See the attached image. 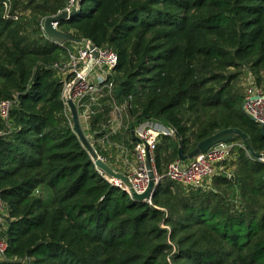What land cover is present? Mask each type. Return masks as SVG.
I'll use <instances>...</instances> for the list:
<instances>
[{
    "label": "trees",
    "instance_id": "1",
    "mask_svg": "<svg viewBox=\"0 0 264 264\" xmlns=\"http://www.w3.org/2000/svg\"><path fill=\"white\" fill-rule=\"evenodd\" d=\"M2 1L0 102L11 106L0 115V264H264V178L250 196L238 186L245 172L264 173V162L240 150L237 173L215 176L214 191L185 192L162 178L150 202L132 200L95 168L53 69L70 44L48 40L40 23L67 0H28L39 18L26 21L14 10L18 0L7 17ZM57 28L117 54L105 96L123 106L128 123L109 136L113 143L127 136L131 149V127L157 121L173 128L185 153L226 128H239L264 153L242 86L247 70L264 84V0H79ZM177 148L176 136L159 137V175ZM233 185L241 207L225 198Z\"/></svg>",
    "mask_w": 264,
    "mask_h": 264
},
{
    "label": "built area",
    "instance_id": "2",
    "mask_svg": "<svg viewBox=\"0 0 264 264\" xmlns=\"http://www.w3.org/2000/svg\"><path fill=\"white\" fill-rule=\"evenodd\" d=\"M10 3V0L2 1L5 17L9 15L11 6L10 8L8 7ZM75 3L76 0H67L64 10H71L75 6ZM13 18L17 19L18 17L17 15H14ZM53 27L57 28V23H53ZM40 29L44 34L43 20L40 23ZM65 45L66 44L60 46ZM67 46L71 48H66V61L55 64L53 69L63 82V91L69 82L74 80L77 76H81L80 80L71 91V99L77 108L78 115L87 119L92 114L97 115L104 108L103 105L98 103L96 95L104 93L105 95L108 94V96H111L114 84L110 78L117 63V54L107 47H96L94 45V50L98 57L95 60L92 69L83 74L85 65L92 59L91 51L87 49L84 43H72L70 45H66V47ZM91 75L95 76L94 80L90 79ZM254 80L255 78L250 71L247 70L244 72V76L242 77V86L245 91L243 111L260 127H264V91L257 87ZM65 105L69 113L70 110L66 102ZM10 106L11 102H0V115L2 118H7ZM118 127L119 129L117 131L113 130L112 134L120 130V125ZM161 135L168 137L171 136L170 138H174L175 131L173 128L166 127L157 121L147 123L143 127L135 128V136L139 139V141L137 142L133 140L131 149H128L123 142H110L108 139L109 135L102 136L108 144L117 147L121 153L120 157L122 159V163L119 162L116 165V168L112 165L110 166L115 171L125 174L129 178L133 189L138 193L143 192L148 183L145 164L146 153L149 154L155 180L167 178L178 184L185 190V192L197 190L206 192L214 191L212 179L217 173L222 172L227 178L232 177L231 171L223 172V166L225 164L235 162L237 160V154L240 150L246 151L247 155L250 156L242 140H234L228 143H218L209 148L206 152L201 153L192 159L180 160L177 158L170 161L166 166L164 175H159L155 169L154 153ZM101 159L106 162L103 157ZM258 161L264 162V159H258ZM97 171L109 182L116 184L121 189L125 188L121 182L113 180L99 169H97ZM150 200L151 198L148 202H150ZM4 216L5 211L0 201V220L2 219L0 225L4 221ZM5 250L6 243L0 236V257L4 254Z\"/></svg>",
    "mask_w": 264,
    "mask_h": 264
},
{
    "label": "water",
    "instance_id": "3",
    "mask_svg": "<svg viewBox=\"0 0 264 264\" xmlns=\"http://www.w3.org/2000/svg\"><path fill=\"white\" fill-rule=\"evenodd\" d=\"M77 4H79V0H76L75 6L69 10V11H62L56 15L47 16L43 20V29L44 34L48 40L53 42L56 45H63V44H82L84 43L85 46L89 51H91L92 59L85 65L84 67V73L89 72L94 63L97 59V53L95 52L94 44L86 39H80L74 37L72 34L67 33L63 30H60L58 28L53 27V23H58L63 20H67L70 17H72L77 12ZM81 76H77L74 80L69 82L67 86L65 87L63 91V98L65 102L67 103L69 110H70V116L71 121L73 124V129L75 134L77 135L79 141L84 146L86 151L88 152L94 166L96 169H99L100 171L104 172L107 176L112 178L113 180H117L123 184L124 191H126L129 194V197L137 202H148L149 199L154 194L157 187L160 185V182L162 181V178L160 180H155L153 168L151 166L150 157L149 154L146 153V169H147V176H148V183L145 190L141 193L136 192L129 180V178L123 174L122 172L115 171L109 164L104 162L100 157H98L95 153V151L89 146L88 141L85 137V135L82 132V128L80 125L79 115L77 108L71 99V91L73 87L78 83ZM252 119V118H251ZM253 120V119H252ZM140 123V121H139ZM261 132H264V127L261 126ZM130 135L132 137V140L139 141V139L135 136V126H132L130 129ZM175 136L177 138V152H178V159L180 160H189L197 155L206 152L209 148L213 147L214 145L218 143H228L231 141H234L236 139H241L243 143L246 146V149L250 155L251 158L258 160V159H264V153H257L254 151L251 141L246 133H244L239 128H226L223 130H220L204 139L199 141L196 146L190 150L188 153H185L184 151V143L182 139L177 135L175 132Z\"/></svg>",
    "mask_w": 264,
    "mask_h": 264
},
{
    "label": "rangeland",
    "instance_id": "4",
    "mask_svg": "<svg viewBox=\"0 0 264 264\" xmlns=\"http://www.w3.org/2000/svg\"><path fill=\"white\" fill-rule=\"evenodd\" d=\"M11 1V0H10ZM55 1H60V0H51V2H55ZM28 2V0H18V3L15 7V12H17V15L19 16V19L21 18V20L26 21V20H35L37 19V17L39 16L38 13H35L33 11V5L29 6L26 3ZM35 4H40L42 3V0H36ZM60 4V2H59ZM11 6V8H10ZM58 6V11H60L61 7L59 8ZM10 10L13 11V5L10 3L9 7ZM57 11V12H58ZM10 12V11H9ZM37 12V11H36ZM39 18V17H38ZM66 48L70 49L71 47L67 46ZM66 61V58L64 59V62ZM258 75V77L260 76L262 78V74L256 73ZM257 75L253 74L254 78H255V83L257 85V87L261 90H263V81L261 80L258 84L257 83ZM97 97V95H96ZM105 100V104L107 102V104H109L108 99L104 97ZM104 102V101H103ZM105 107V112H102L99 117H97L98 115H91L90 117H88L87 119H85L84 117L79 115L80 118V125L82 128V132L85 135L89 146L95 151L96 155L100 158H104L106 160V163L109 165H112L113 167L116 168V165L121 162L122 163V159H121V153L119 152V149L117 147H115L114 145L108 144L107 141L102 137L103 135H112L113 130L117 131L119 129V125H120V129L122 131V133H124V128L126 127V124L128 123V118L127 116H125V111L123 109V106L118 105L117 103H114V105L112 104V102L110 101L109 105H104ZM96 109V107H95ZM70 115V112L68 113ZM124 116V117H123ZM124 119V122H123ZM151 121L148 122H143L138 124V126H136V128L139 127H143L145 124L150 123ZM124 128H123V127ZM171 137V136H170ZM110 140V139H109ZM125 136H123V139H121L120 142H125ZM110 142H112L110 140ZM169 162H165L164 165L162 166V171L164 175L166 166ZM115 165V166H114ZM230 169V168H229ZM237 167L231 169V171H233V173H237ZM229 171V170H228ZM240 175V174H239ZM242 177L244 180L240 181V184L238 186H241L245 191L246 194L248 196H250V190L251 188L262 182L263 178H264V173L261 174H251L249 172H245L244 174H242ZM165 180V179H164ZM233 185L231 188L226 189L227 191L224 193L225 194V198L227 200V202L229 204H233L235 205V207H241V205L245 202V199L241 193V188ZM176 188V187H175ZM240 189V190H239ZM261 202V200H260ZM259 202V203H260ZM246 203V202H245ZM0 222H2V219L0 220ZM1 228H0V233L2 230V227L5 226V222L3 221V223H1Z\"/></svg>",
    "mask_w": 264,
    "mask_h": 264
},
{
    "label": "crops",
    "instance_id": "5",
    "mask_svg": "<svg viewBox=\"0 0 264 264\" xmlns=\"http://www.w3.org/2000/svg\"><path fill=\"white\" fill-rule=\"evenodd\" d=\"M90 79H92V80H94L95 79V76L94 75H91L90 76ZM104 97L106 98V96H105V94L104 93H101V94H98L97 95V100H98V103H100L101 105H109V104H107V102H106V104H105V100H104ZM104 101V102H103ZM125 139L128 141V137L127 136H125ZM237 165H239L238 164V161L236 160L235 162H229L228 164H225L224 166H223V172L224 171H231V169H232V167L233 168H236L237 167ZM230 168V169H229ZM231 172H233V171H231ZM222 174V172H219V173H217L215 176H219V175H221ZM214 181V180H213Z\"/></svg>",
    "mask_w": 264,
    "mask_h": 264
}]
</instances>
